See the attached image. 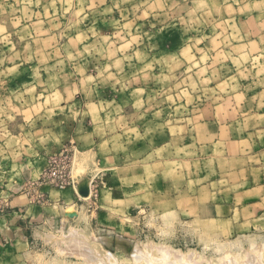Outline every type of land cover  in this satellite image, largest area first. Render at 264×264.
Wrapping results in <instances>:
<instances>
[{"label": "rangeland", "instance_id": "obj_1", "mask_svg": "<svg viewBox=\"0 0 264 264\" xmlns=\"http://www.w3.org/2000/svg\"><path fill=\"white\" fill-rule=\"evenodd\" d=\"M259 32L264 0H0V155L73 146L76 182L41 184L47 162L9 170L32 175L0 190L1 230L17 195L35 207L53 206L51 190L76 195L62 221L28 224L6 264H247L253 252L264 264V122L249 118L264 113ZM57 122H79L76 143H60ZM87 135L121 165L105 185Z\"/></svg>", "mask_w": 264, "mask_h": 264}, {"label": "crops", "instance_id": "obj_2", "mask_svg": "<svg viewBox=\"0 0 264 264\" xmlns=\"http://www.w3.org/2000/svg\"><path fill=\"white\" fill-rule=\"evenodd\" d=\"M250 22V20H249ZM254 22V20H253ZM259 35H262V38L264 36L263 32H259ZM256 36V35H255ZM262 43H258L257 41H253L249 43V46L251 47H261ZM262 95H264V90L261 92ZM246 104V103H245ZM244 104V105H245ZM72 106L65 105L63 108H68ZM264 112V110H262ZM248 116V115H246ZM259 118L261 119V122H264V113L259 114L258 117L253 116L252 114L249 115V118ZM55 123V122H54ZM59 125L60 131H57V136L60 139V143L64 144L66 142H70L71 144L76 143V132L79 126V122H57ZM27 123L26 125H28ZM44 125V124H40ZM202 125V124H201ZM198 128L201 127L197 125ZM258 127V126H255ZM91 128V127H89ZM264 128V127H260ZM52 129H57V125L52 126L51 124H47L43 126V130L45 132H48ZM92 129V128H91ZM75 136V137H74ZM248 137H252V130L249 129V131L246 133V139L245 142L248 143ZM75 138V140H74ZM85 140L88 141V145L85 148H81L83 157H87L88 164L93 172H98L97 178L102 179V184L104 183V172L105 168L107 170L114 169L119 170L120 166L119 163L114 157L110 158L107 157L108 155H101V152L97 149L99 146V141L96 142L94 137L92 135H87L84 137ZM48 140L46 138L43 139V144L47 143ZM264 142V141H263ZM50 143L57 145L59 143V140L56 141V139L50 140ZM38 146L39 149L38 150ZM77 148V147H76ZM24 150L27 149V147H23ZM19 152L10 155L9 157L1 156L0 155V169L4 170V172H0L2 176H0V190H8L12 193H19L22 192L26 188L27 180L30 179V176L32 175L29 173L26 169L21 170L20 175H12V173L9 172L12 168H28L29 162L31 163H38L41 164L42 167H45L46 162L48 163L49 158L52 156L50 155V152L45 151L42 149V147L38 143H34V149H30L31 155H28V153H24L22 155L20 148H18ZM38 155L40 156L39 158ZM114 162L111 164V162ZM169 163V162H168ZM167 164V163H166ZM95 167V168H94ZM104 169H101V168ZM96 169V171H95ZM98 170V171H97ZM101 170V172H99ZM92 172V173H93ZM108 176V175H106ZM25 185V186H24ZM254 190L246 191L244 194H251ZM75 193L70 191H64V192H55V191H49V196L51 197L53 206L47 207H35L30 206L28 203V197L26 196H15L11 199V205L13 208H15L13 211H9L7 214L2 216L3 221L5 223L3 224L2 230L0 229V264H6V258H10L8 255H11L12 252H17L15 254H21L20 249L18 247L23 246L25 244L26 236H27V226L28 224H33L34 222L49 224L52 222V217H54L56 220L62 221L63 220V211H62V205L67 204L69 200H74ZM75 202V201H73ZM10 205V203H9ZM35 213L38 214L35 216ZM34 217H37V219H34ZM10 242L9 244H6V242ZM13 254V255H15Z\"/></svg>", "mask_w": 264, "mask_h": 264}, {"label": "built area", "instance_id": "obj_3", "mask_svg": "<svg viewBox=\"0 0 264 264\" xmlns=\"http://www.w3.org/2000/svg\"><path fill=\"white\" fill-rule=\"evenodd\" d=\"M74 157L73 146L64 147L58 154L51 156L39 182L59 189L74 187L76 185L72 176Z\"/></svg>", "mask_w": 264, "mask_h": 264}, {"label": "bare ground", "instance_id": "obj_4", "mask_svg": "<svg viewBox=\"0 0 264 264\" xmlns=\"http://www.w3.org/2000/svg\"><path fill=\"white\" fill-rule=\"evenodd\" d=\"M161 248H162V247H161ZM161 248H160V249H161ZM161 250H162V249H161ZM165 250L167 251L168 249H166V248L164 249V248H163L162 251H165ZM137 251L139 252V249H138ZM143 251H144V250H143ZM166 251H165V253H166ZM145 253H146V252H145ZM253 253H254V252H253ZM253 253H252V255H253L252 257H255V258H256L257 255L254 256ZM146 254H147V253H146ZM168 254H169V253H168ZM94 255H95V254H94ZM169 255H170V254H169ZM169 255H168V256H169ZM136 256H137V255H136ZM148 256H149V255H148ZM194 256H195V255H194ZM248 256H249V255H248ZM248 256H247V257H248ZM94 257H95V256H94ZM94 257H93V258H94ZM182 257H183V255H182ZM182 257H181V255H180V258H182ZM226 257H228V255L225 256L224 259H226ZM252 257H251V255H250V258L248 257V258H249V263H251V264H252V259H255V258H252ZM135 258H136V257H135ZM151 258H152V257H151ZM176 258H177V257H176ZM232 258H234V257H231V260H232ZM259 258H260V257H259ZM229 259H230V258H229ZM257 259H258V258H257ZM149 260H150V259H149ZM182 260H183V259H182ZM222 260H223V259H222ZM231 260H230V261H231ZM95 261H96V260H95ZM162 261H163V260H162ZM223 261H225V260H223ZM223 261H222V262H223ZM227 261H228V259H227ZM232 261H233V260H232ZM236 261H238V260H236ZM245 261H246V259H245ZM247 261H248V260H247ZM254 261H255V260H254ZM98 262H99V261H98ZM181 262H182V261H181ZM184 262H185V261H184ZM188 262H189V261H188ZM196 262H197V261H196ZM260 262H261V261H260ZM100 263H102V262H100ZM104 263H105V262H104ZM171 263H172V262H171ZM177 263H178V262H177ZM197 263H198V262H197ZM223 263H224V262H223ZM229 263H231V262H229ZM236 263H237V262H236ZM238 263H239V262H238ZM249 263H247V264H249ZM254 263L257 264V262H254ZM105 264H107V263H105ZM166 264H167V263H166ZM185 264H186V262H185ZM188 264H189V263H188ZM224 264H225V263H224Z\"/></svg>", "mask_w": 264, "mask_h": 264}]
</instances>
